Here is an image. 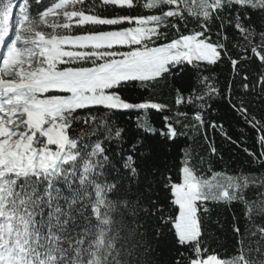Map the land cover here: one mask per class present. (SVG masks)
Segmentation results:
<instances>
[{"label":"snow or ice","instance_id":"snow-or-ice-1","mask_svg":"<svg viewBox=\"0 0 264 264\" xmlns=\"http://www.w3.org/2000/svg\"><path fill=\"white\" fill-rule=\"evenodd\" d=\"M34 3V14L29 0L17 5V14L13 0H0V264H151V241L168 225L175 243L186 249L175 264H264L259 245L256 259L242 244L230 259L208 255L200 221L202 203L244 200L242 191L250 185L264 188V178L229 176L225 187L213 182L218 173L204 179L186 161L180 182L164 177L174 206L173 215L165 216L153 199L154 177L141 176L137 164L143 142L125 147L124 129L112 121L119 111L167 108L125 99L121 87L147 86L177 66L200 69L226 55L227 36L218 32L213 41L214 23L234 27L264 64V31L243 23L251 11L264 13V0H100L102 6L149 13L114 16L97 13L95 0ZM189 17L200 30L155 44L171 20L186 24ZM105 26L109 30H101ZM171 27L179 32L178 25ZM123 47L128 50L120 51ZM231 63L234 69L238 65L235 59ZM211 79L199 76L187 96L177 89L175 104L200 102L202 108L205 97L217 94ZM258 83L264 89V74ZM238 110L246 123L264 129L243 102ZM164 119L166 131L159 134L168 139L180 134L176 125H203L199 110L191 124L183 123L186 112L177 111L174 122ZM137 120L146 132L157 131L146 114ZM258 139L264 149V135ZM105 142L117 145L111 156ZM259 162L264 167V151ZM244 202L249 221L253 206L264 216V192ZM257 234L264 239V226L251 232Z\"/></svg>","mask_w":264,"mask_h":264},{"label":"trees","instance_id":"trees-1","mask_svg":"<svg viewBox=\"0 0 264 264\" xmlns=\"http://www.w3.org/2000/svg\"><path fill=\"white\" fill-rule=\"evenodd\" d=\"M43 2L47 4L48 0ZM91 2L92 0H89L90 4ZM29 3L32 4L30 11L34 14L36 10L34 0H29ZM95 4V11L105 16L149 14L140 7L121 10L112 6H102L100 0H95ZM248 16L250 18L243 20L246 26H254L257 33L264 31V13L251 11ZM172 24L178 25L179 32L171 27ZM128 26L130 25H123V27ZM101 30H109V28L105 26ZM194 30L200 29L192 17L188 18L186 24L171 20L169 27L162 30L166 35H162L155 44L167 43L181 34L187 35ZM218 32H223L227 36V40L224 41L227 54H222L216 64H201L200 69H197L185 63L173 68L162 78L149 82L147 86H141L139 82H131L119 89L120 95L132 102L151 100L167 105L163 111L149 109L145 113L141 110H124L112 114L113 123L124 129L125 147L137 139L143 142L136 157L137 164L141 176L154 177L153 199L164 207L165 216L173 215L174 206L171 204L170 192L165 187L164 177H170L173 183L180 182V170L186 161L196 174L204 179H212L213 174L218 173L213 182L225 187L229 176L233 178L249 176L258 180L264 178V167H261L259 162L260 153L264 149L258 139L259 136L264 135V129L257 131L246 123L238 110L243 102L250 116H255L264 123V89L258 83L259 76L264 74V64L253 55L247 46V41L240 33L227 22L223 29L219 27V22L211 26L213 41L217 40ZM259 41L257 35L255 42L258 44ZM123 49L128 50L127 47L120 48ZM232 59L238 61L235 69L231 63ZM199 76H210L212 78L210 83L216 87L217 94L211 99L205 97L202 108L199 106L200 102L191 106H177L175 104L177 89L187 96ZM246 84L247 89L244 87ZM197 110L200 111L203 119L202 126L176 125L180 134L173 139L159 134L161 131H166L165 117L173 118L174 122L177 111L186 112L189 119L184 120L183 123L191 124ZM93 112L97 113V110L93 109ZM102 112L103 109H100L99 113ZM79 114L86 113L81 111ZM145 114L150 125L157 130L155 133L146 132L138 127L137 117H143ZM105 147L109 149L110 156L117 150L115 142H105ZM213 148L215 152L212 151ZM249 153H255L256 158ZM155 181L160 183L157 185ZM262 192L264 188L250 185L241 195L244 200L254 201ZM244 200L209 199L200 205L202 244L207 249L208 255L215 254L221 259H230L239 254L241 244L246 255L248 250L252 249L250 257L252 259L257 258L255 251L257 245L260 251L264 252V239H261L259 234L251 235V232L256 231V226H264V216L256 215L253 206L252 220L249 221ZM155 223L153 221V224ZM237 227L240 229L239 233L235 231ZM180 253H186V249L175 243L171 225L164 229L161 236L151 241V264H175Z\"/></svg>","mask_w":264,"mask_h":264},{"label":"rangeland","instance_id":"rangeland-1","mask_svg":"<svg viewBox=\"0 0 264 264\" xmlns=\"http://www.w3.org/2000/svg\"><path fill=\"white\" fill-rule=\"evenodd\" d=\"M16 1V4L18 3V0H15ZM16 4H15V6H16ZM14 6V7H15ZM120 50V49H119ZM127 49H123V50H120V51H126Z\"/></svg>","mask_w":264,"mask_h":264}]
</instances>
